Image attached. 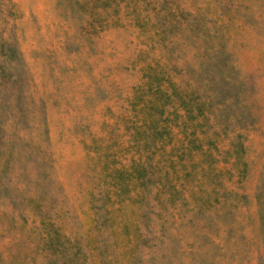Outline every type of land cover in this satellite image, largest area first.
I'll use <instances>...</instances> for the list:
<instances>
[{"label": "rangeland", "instance_id": "rangeland-1", "mask_svg": "<svg viewBox=\"0 0 264 264\" xmlns=\"http://www.w3.org/2000/svg\"><path fill=\"white\" fill-rule=\"evenodd\" d=\"M0 264H264V0H0Z\"/></svg>", "mask_w": 264, "mask_h": 264}]
</instances>
